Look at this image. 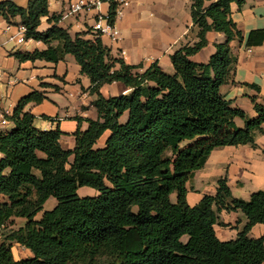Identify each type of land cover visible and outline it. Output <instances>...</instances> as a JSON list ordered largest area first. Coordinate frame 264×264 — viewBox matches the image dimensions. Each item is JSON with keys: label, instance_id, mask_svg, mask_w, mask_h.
<instances>
[{"label": "trees", "instance_id": "16d2710c", "mask_svg": "<svg viewBox=\"0 0 264 264\" xmlns=\"http://www.w3.org/2000/svg\"><path fill=\"white\" fill-rule=\"evenodd\" d=\"M233 3L241 8L246 0H193L194 28L188 43L171 56L174 72L169 74L157 63L143 70L113 58L101 35L92 40L71 36L59 26L64 15L50 13L49 0H29L27 7L0 2L1 18L7 23L19 19L29 39L48 46V52L13 56L21 63L47 54L54 62L74 56L91 81L98 114L85 120V131L74 134L75 148L65 150L63 132L37 128L35 116L26 111L29 104L43 103L45 95L33 91L19 101L9 118L12 129L0 133V264L264 263V237L249 236L254 226L264 224V191L249 200L234 198L225 178L216 195L195 206L187 201L188 183L215 150L257 148L256 136L264 134V104L258 97L251 98L252 118L221 92L235 83L238 59L231 43L243 40L231 19ZM45 18L51 27L40 32ZM210 32L223 33L226 41L215 45L207 63L193 61ZM263 45L264 29L251 31L247 48ZM114 83L130 92L106 99L100 90ZM107 132L105 146L97 147ZM83 187L97 195L80 196ZM50 198L57 204L44 211ZM223 211L246 218L238 237L228 242L214 229L227 226L220 221ZM19 219L25 225L11 228ZM13 245L31 256L16 260Z\"/></svg>", "mask_w": 264, "mask_h": 264}, {"label": "crops", "instance_id": "0c3cea01", "mask_svg": "<svg viewBox=\"0 0 264 264\" xmlns=\"http://www.w3.org/2000/svg\"><path fill=\"white\" fill-rule=\"evenodd\" d=\"M2 1L6 0H0V2ZM11 1L14 2V0ZM55 1L58 3L59 9L56 12H51V0H49L50 13L64 15V13H68L71 5L79 0ZM192 4L193 0H130L129 5L124 9L123 18L117 24L120 32L118 39L113 40L109 35H103L101 39L104 45L110 49L113 58L123 59L128 65L142 66L143 70L157 63L170 74L174 72L171 56L188 43L190 38L188 40L187 36L194 28L191 13ZM111 8V4L103 3L100 12L93 10L69 15L60 21L59 26L67 29L73 37L80 34L86 39L92 40L96 36L93 25L99 13L107 14ZM231 19L242 32L243 40H235L231 43L232 52L238 59L234 76L235 83L224 85L221 92L232 103V107L243 110L253 118L256 117V112L251 98L258 97L259 102L264 104V45L249 49L247 48V39L251 31L264 29V0H246L241 8L233 3ZM16 22L19 23V19H16ZM6 23L0 17V84L6 83L8 87L21 84L25 88L15 102L5 104L0 95V113L9 112L11 117L23 97L33 91L42 92L46 100L39 105L29 104L26 111L33 114L35 119L40 118L46 121L45 124L37 128L44 131L59 128L63 132L60 140L62 147L65 150H73L76 146L74 134L78 129L85 131L88 128V123L85 120L98 118L94 107L96 96L90 94V79L82 75L81 67L72 55H66L59 62L41 61L40 59L34 62H19L13 56L14 53L36 50L43 52L48 50V46L32 38L24 45L28 50L14 51V49L8 48L7 44L10 42L7 41V35L3 34ZM50 27L48 19L45 18L42 20L39 31L45 32ZM2 36H5V40L1 39ZM192 36L195 38L196 34ZM207 40L206 47L191 58L193 61L207 63L216 52L215 45L224 43L226 36L220 32H210L207 34ZM51 58L55 59L54 56ZM8 82L12 85H9ZM100 92L103 97L109 99L128 94L130 90L121 83H114L103 86ZM79 118L84 121L79 123ZM237 123L240 127H243L242 124L244 125L241 120H238ZM0 131L7 130L1 129ZM108 136L109 132L99 140L97 147H104ZM256 144L257 148L251 146L226 147L214 153L213 156L211 155L210 158L215 163L214 172L207 169L198 171L187 185L189 205H197L207 195H216L218 188L216 183L225 179L221 178L225 169L233 182H228L231 192L233 186H245V180L253 182L260 179L261 184L264 185V134L256 136ZM210 158L206 164L211 161ZM91 191L93 189L83 187L78 193L82 197L96 196L87 195ZM192 192H197V195L194 196ZM220 221L227 226L215 225L214 229L222 242L236 239L239 231L246 224V218L242 213L226 211L220 214ZM249 236L254 239L264 237V224L254 226Z\"/></svg>", "mask_w": 264, "mask_h": 264}, {"label": "rangeland", "instance_id": "374dc122", "mask_svg": "<svg viewBox=\"0 0 264 264\" xmlns=\"http://www.w3.org/2000/svg\"><path fill=\"white\" fill-rule=\"evenodd\" d=\"M14 2L16 4H18L19 6L27 7L28 6V3H29V0H14ZM58 9H59L58 3L55 0H51V4H50V10H51V12H56V11H58ZM6 38L8 39V36ZM1 39L2 40H5V36H2ZM7 46L10 49H14V51H18V50H28L27 48L24 47V45L18 46V45L14 44V43H8ZM46 51L48 52V50H45L43 52H46ZM47 56H48V54L46 56H44L43 58H41L40 60L41 61H43V60L50 61ZM172 73L173 72H171L170 74H172ZM16 85L14 86L15 87L14 88V87H8L6 83H1L0 84V95L3 97V101H4L5 104L8 103V102H15V101H17V99H19L20 95L22 94V92H23V90H24L25 87L22 86L21 84H19L17 86ZM45 123H46V121L45 120H42L40 118H36L34 120V125L36 127H41ZM12 126L13 125L10 122V124L7 126L6 130L7 131L8 130H11L12 129ZM241 126H243V124ZM239 147H242V146H239ZM222 149H224V148L215 150L212 153V156H213L214 153H216L218 151H221ZM210 160H211V158H210ZM205 169L211 170L212 172H214V170H215V163H213L212 160H211L200 171H203ZM222 175L223 176H221V178H226L228 182L233 183L232 182V179L228 176L226 169L223 171V174ZM218 184L219 183L217 182L216 185L218 186ZM232 190H233L232 191V196L233 197L240 198V199H249L250 195L253 192H257V191H260V190L264 191V185L261 184V180L260 179L258 181H253V182H249L248 180L247 181L245 180V186H243V187H241V186L240 187L233 186ZM192 194L194 196H196L197 195V192H194V193L192 192ZM87 195H97V193L95 192V190H93L90 193H87ZM194 196H192V197H194ZM172 201L173 202H176L177 201V196L175 194L172 195ZM56 204H57V201L54 198H50L46 202V204L44 206V211H46V210L47 211L52 210L56 206ZM41 214L39 215V217L37 219H39L41 217ZM14 223H15L14 226L11 227V228L18 229V228L24 226L25 223H26V221L19 219V220H15ZM0 244H1V238H0ZM12 251H13V254H14V257H15L16 260L25 259V258H28V257L31 256V254H30L29 251L25 250L23 247L18 246V245H13Z\"/></svg>", "mask_w": 264, "mask_h": 264}, {"label": "built area", "instance_id": "2783aa9c", "mask_svg": "<svg viewBox=\"0 0 264 264\" xmlns=\"http://www.w3.org/2000/svg\"><path fill=\"white\" fill-rule=\"evenodd\" d=\"M103 3H109L111 5L114 4L115 13L113 16L110 15V12L107 14L99 13L98 18L93 25V31L95 32L96 36L109 35L113 40H117L120 33L117 24L119 20L123 18L124 9L129 5L130 0H79L78 2L71 5L70 10L68 13L64 14L63 18L85 11L97 10L100 12ZM3 34L8 36V42L14 43L18 46L25 45L29 42V40H32V38L29 39L27 37L26 27L17 22L6 23L5 27L3 28ZM8 84L10 85L11 83L8 82ZM9 118V112L4 114L0 113V130H6L7 126L10 124Z\"/></svg>", "mask_w": 264, "mask_h": 264}]
</instances>
